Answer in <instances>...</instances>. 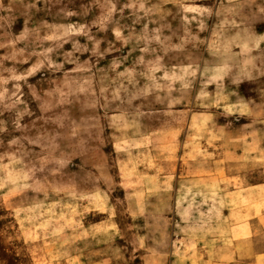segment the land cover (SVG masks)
<instances>
[{"label": "rangeland", "instance_id": "374dc122", "mask_svg": "<svg viewBox=\"0 0 264 264\" xmlns=\"http://www.w3.org/2000/svg\"><path fill=\"white\" fill-rule=\"evenodd\" d=\"M0 264H264V0H0Z\"/></svg>", "mask_w": 264, "mask_h": 264}]
</instances>
